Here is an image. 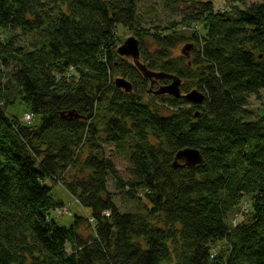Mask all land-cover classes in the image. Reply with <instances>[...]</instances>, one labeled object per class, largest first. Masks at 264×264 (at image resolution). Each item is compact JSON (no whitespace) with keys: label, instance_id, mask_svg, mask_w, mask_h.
<instances>
[{"label":"trees","instance_id":"1","mask_svg":"<svg viewBox=\"0 0 264 264\" xmlns=\"http://www.w3.org/2000/svg\"><path fill=\"white\" fill-rule=\"evenodd\" d=\"M219 1L230 10L213 0H0V264H264V118L249 110L264 98V0ZM161 9L180 20L156 23ZM122 29L148 70L205 102L152 94L118 53ZM20 33L39 37L22 45ZM183 44L189 57L174 53ZM19 104L39 123L9 113ZM107 146L126 157L128 180ZM187 148L204 162L175 168ZM47 183L65 186L94 223L52 220L64 204Z\"/></svg>","mask_w":264,"mask_h":264},{"label":"rangeland","instance_id":"2","mask_svg":"<svg viewBox=\"0 0 264 264\" xmlns=\"http://www.w3.org/2000/svg\"><path fill=\"white\" fill-rule=\"evenodd\" d=\"M192 1H197V0H192ZM259 0H247V4H252L254 2H258ZM213 2L217 5L220 3L219 0H213ZM187 6V4L182 3L180 5V7L183 9ZM246 6V5H245ZM225 8H229V6L227 5ZM243 8V6H242ZM230 10V8H229ZM153 19L155 20L156 23L162 24L163 26H166V24L169 21L172 20H180V14L179 13H175L174 11H172V9H161V11L159 12V14L157 15H152ZM193 27H184L182 28L183 31H186L187 33H190L192 30L196 29L197 27L192 25ZM196 27V28H195ZM194 28V29H193ZM199 29L202 30V27L200 26ZM120 34L123 37L122 40V44L123 45L130 37H133L132 33L130 31L124 30L122 29L120 31ZM37 35L35 36H25L22 35L21 33L19 34V43L22 45H27L29 41H34L36 42L38 40ZM3 39V36L0 35V40ZM32 39V40H31ZM147 41V40H146ZM187 44H183L181 46H179L178 48H176L174 50V53L176 56H183L184 54L182 53L183 49L186 47ZM193 50V49H192ZM14 67V64L11 63L10 67H5V71L8 73L9 71L12 70V68ZM264 97V96H263ZM250 105H249V110L253 113V118H264V98L263 101L258 100L256 97H251L250 99ZM28 111V109L26 108L25 105L23 104H19L17 105L15 108L10 109L9 113L11 114H17V116L21 119L24 120L26 123H33V124H37L39 123L40 119L38 117H34V119L32 120L27 119L26 118V112ZM163 114H168L166 111H161ZM115 146H107L106 147V152L107 154L111 157V159L115 162L116 168L120 174V176L124 179V180H128L129 179V173L128 170L130 168L129 163L126 159V157L124 156V154H119L115 151ZM48 186L53 187L52 190V194L55 197V199L59 202L64 204V209L66 208L67 211L64 212V209L62 210L63 212H61L59 214V212L56 211H52L50 214V217L52 220L56 221L58 225L60 226H65V227H70L73 224L74 218L75 216H80V217H84L87 218L91 221H93V216H92V211L88 208H84L82 207L77 200L70 195V193L67 191V189L65 188V186L61 185V184H57L56 186H53L52 183H47ZM111 191L113 193H116L114 195V200L116 202V204L121 208V210H126L131 209L133 206V203L135 202H129L127 203L125 199H123L122 196L119 195V193L117 194V191L113 188V183L111 182ZM66 213V214H65ZM219 248H217L216 250H214V252H218Z\"/></svg>","mask_w":264,"mask_h":264},{"label":"water","instance_id":"3","mask_svg":"<svg viewBox=\"0 0 264 264\" xmlns=\"http://www.w3.org/2000/svg\"><path fill=\"white\" fill-rule=\"evenodd\" d=\"M193 47H194L193 44L186 45L182 53L185 56L189 57ZM118 53L123 57L132 58L135 61L137 68L143 73V76L146 79L151 80L152 86H154L160 79L171 78L172 82L169 85L162 86L158 90L151 89V92L154 95L156 96L169 95L171 97H174L175 99L183 98L189 103H192L197 106L199 105L201 106L205 102V95L197 90L192 91L186 95H183L181 91L182 80L179 77L171 76L163 73H155L148 70L147 67L143 65L140 61L141 58L140 44H139V40L135 36L130 37L123 45H121L118 49ZM116 85L118 88L123 89L128 93H131L134 90L133 84L125 78L117 79ZM68 117L79 118L77 115L74 116L73 114H69ZM203 162H204V158L199 150L193 148H187L177 153L174 160V167L195 168L198 165L202 164Z\"/></svg>","mask_w":264,"mask_h":264},{"label":"built area","instance_id":"4","mask_svg":"<svg viewBox=\"0 0 264 264\" xmlns=\"http://www.w3.org/2000/svg\"><path fill=\"white\" fill-rule=\"evenodd\" d=\"M218 9H219V11H221V10L224 9V6H223V5H220V6L218 7ZM26 118H27V119H30V118L32 119L31 115H26ZM63 209H64V208H63ZM63 209H60V210L58 211L59 214H60L61 212H63V211H62ZM66 211H67V209L65 208V209H64V212H66ZM64 212H63V213H64ZM65 214H66V213H65Z\"/></svg>","mask_w":264,"mask_h":264}]
</instances>
